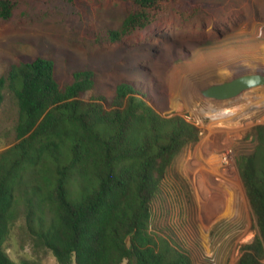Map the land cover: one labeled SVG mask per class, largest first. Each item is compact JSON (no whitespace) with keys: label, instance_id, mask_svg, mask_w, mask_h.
<instances>
[{"label":"trees","instance_id":"16d2710c","mask_svg":"<svg viewBox=\"0 0 264 264\" xmlns=\"http://www.w3.org/2000/svg\"><path fill=\"white\" fill-rule=\"evenodd\" d=\"M124 18L107 38L118 42L172 16L190 21L205 4L196 0H119ZM19 0H0V20ZM95 75L79 70L61 86L51 59L37 56L0 77V105L8 87L18 119L15 143L0 154V264H16L5 244L17 227L37 260L57 264H193L169 240L150 230L152 204L183 150L199 141V128L181 115L162 116L143 92L118 83L107 98ZM8 82V84H7ZM236 168L252 210L256 234L236 264L264 260V125Z\"/></svg>","mask_w":264,"mask_h":264},{"label":"rangeland","instance_id":"374dc122","mask_svg":"<svg viewBox=\"0 0 264 264\" xmlns=\"http://www.w3.org/2000/svg\"><path fill=\"white\" fill-rule=\"evenodd\" d=\"M196 1L205 7L188 22L170 15L112 42L107 32L117 30L125 15L119 0H19L13 15L0 20V77H7L19 61L41 56L54 62L62 87L73 81L76 71H92L95 88L85 99L97 94L109 98L118 83L127 82L162 116L181 115L196 124L199 141L183 150L165 176L152 204L150 230L185 252L193 264H236L256 227L235 160L253 150L252 132L264 125V106L249 109L250 115L229 127L217 126L216 118L242 107L243 93H251V103L264 100V84L226 100L212 99L206 91L238 76L264 75V0ZM3 94L0 154L15 143L18 119L13 92L6 87ZM211 109L222 112L216 117ZM222 129L232 131L223 142L234 154L228 168L235 172L236 186L228 183L225 172L213 173L229 203L207 212L189 178L196 173L202 179L207 172L191 162L209 131ZM5 251L16 264L37 260L17 227ZM41 257V264H57L51 253Z\"/></svg>","mask_w":264,"mask_h":264},{"label":"bare ground","instance_id":"6f19581e","mask_svg":"<svg viewBox=\"0 0 264 264\" xmlns=\"http://www.w3.org/2000/svg\"><path fill=\"white\" fill-rule=\"evenodd\" d=\"M257 86H259V85H257ZM252 87H255V86H252ZM249 88H251V87H249ZM246 89H248V88H246ZM246 89H244L243 91H245ZM243 91H241L240 93H243ZM246 92H247V90H246ZM252 92H254V91H252ZM255 94H256V92H255ZM239 97L240 98H243L246 101V103L242 107L237 108L234 111H227L224 115L218 117L220 115V112H222V110H216V109L212 110L211 109L212 110V114L213 115H217L216 117H218V118H216V125L217 126H219V127H229L232 124L233 125H236L239 122L238 121L239 119H241V118L245 117V115H248L249 114V112H248L249 109L250 110L251 109H257V108H260V107L264 106V100H261V99H259V101H257V102L255 100L254 103H251L252 102L251 101L252 100L251 99L252 98L251 93H243ZM246 118H247V116H246ZM218 132H221V133H224V134H227L228 135L232 131L222 129V131L218 130ZM233 132H236V131H233ZM211 134H212V132H211ZM210 135L209 136L207 135V136L204 137V139L202 140V143L200 145L201 147H199L197 149V152H196L198 154V155H196V158L198 160H200L202 163H200L199 161H197L196 158H194L193 162H191V165L192 166L194 164H196V162H198L199 167L201 168V170H204L205 172H207L206 175L204 174L205 175V178H202V179L201 178H198L197 179V178H195V177H197L196 176V173L193 174L194 177H193L192 174L191 175L189 174V176H190L189 178L193 182V185L192 186L194 187V191L196 192V194H197V196L199 198L200 204L202 205V207L204 208V210L207 211V212L214 211L217 206H221L222 208H224V207H226V203H229V202H226L224 200V197L225 196L224 197L222 196V193H223L221 191L223 189L222 188V186H223L222 183L215 182V180L217 181V179H216V176L213 173H217L220 176L221 175L220 174L221 172H225V174H226L225 175V178L227 179L228 183H231V184L233 183V185L236 186L235 185L236 184L235 183L236 181L233 182V178L235 176L234 170H232L230 168L227 169V170H223V169L220 170V168H221V160H220V158L218 156H216L214 154V149H211L210 148V144L211 145H214V144L218 143V139L219 138L217 136L216 138L210 140ZM232 137L234 138V136H232ZM189 169H191V168H189ZM187 172H188V170H187ZM192 172L193 171H191V172L189 171L188 173H192ZM230 180L232 182H230ZM220 181L222 182L223 180H220ZM227 191H229V189ZM217 196H218V200L216 199Z\"/></svg>","mask_w":264,"mask_h":264},{"label":"water","instance_id":"95a60500","mask_svg":"<svg viewBox=\"0 0 264 264\" xmlns=\"http://www.w3.org/2000/svg\"><path fill=\"white\" fill-rule=\"evenodd\" d=\"M263 84L264 75L246 74L210 87L206 91V95L218 100H226L238 95L246 88Z\"/></svg>","mask_w":264,"mask_h":264},{"label":"built area","instance_id":"2783aa9c","mask_svg":"<svg viewBox=\"0 0 264 264\" xmlns=\"http://www.w3.org/2000/svg\"><path fill=\"white\" fill-rule=\"evenodd\" d=\"M214 110V109H212ZM211 110V111H212ZM192 123V122H191ZM194 124V123H193ZM196 127H198L196 124H194ZM200 131V128H199ZM211 134V131H209L208 136ZM200 136V132H199ZM218 136V143L211 145L210 148L214 149V154L218 156L221 160V166H226V169H229L228 166L233 162L234 154L230 148H226L225 142L223 140H228L229 136L227 134L218 132V131H212V134L210 135V140L214 139Z\"/></svg>","mask_w":264,"mask_h":264}]
</instances>
